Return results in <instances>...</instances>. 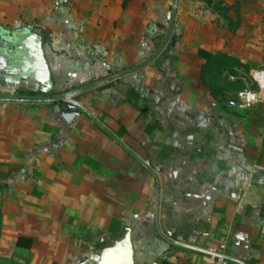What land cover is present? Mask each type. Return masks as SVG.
<instances>
[{
  "label": "crops",
  "instance_id": "1",
  "mask_svg": "<svg viewBox=\"0 0 264 264\" xmlns=\"http://www.w3.org/2000/svg\"><path fill=\"white\" fill-rule=\"evenodd\" d=\"M258 70L264 0H0V97L82 90L0 101V264H264Z\"/></svg>",
  "mask_w": 264,
  "mask_h": 264
},
{
  "label": "water",
  "instance_id": "2",
  "mask_svg": "<svg viewBox=\"0 0 264 264\" xmlns=\"http://www.w3.org/2000/svg\"><path fill=\"white\" fill-rule=\"evenodd\" d=\"M174 18V17H173ZM171 25V29H172ZM27 48H29V52H27V65H28V71L33 74V77L41 82L46 84L49 88H51V78L49 74V70L47 68V64L45 62L43 52H42V46H41V38L39 35L33 34L24 44ZM146 63V62H145ZM144 63V64H145ZM144 64L139 66L138 68L142 67ZM137 68L127 70L124 72H121L113 77H110L108 79L102 80L100 82H97L94 85H100L103 83H106L108 81H111L116 78H120L124 75H127L133 71H135ZM82 90H74L72 92H69L67 94H61L58 96H54L52 98H24V97H0V101H29V102H59L62 101L63 104V110L68 111L71 109H75L77 107V103L71 99V97L76 96V94L80 93Z\"/></svg>",
  "mask_w": 264,
  "mask_h": 264
},
{
  "label": "built area",
  "instance_id": "3",
  "mask_svg": "<svg viewBox=\"0 0 264 264\" xmlns=\"http://www.w3.org/2000/svg\"><path fill=\"white\" fill-rule=\"evenodd\" d=\"M252 78L255 83V88H244L239 91L236 99L229 101V106L238 109H249L256 104L264 102V71H256ZM229 261L230 259L221 252H210L209 260L191 261L188 264H229Z\"/></svg>",
  "mask_w": 264,
  "mask_h": 264
}]
</instances>
